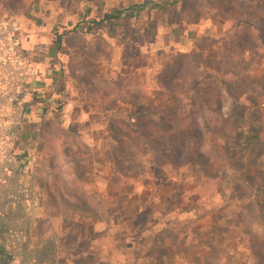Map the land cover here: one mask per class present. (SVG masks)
Wrapping results in <instances>:
<instances>
[{
	"label": "rangeland",
	"instance_id": "obj_1",
	"mask_svg": "<svg viewBox=\"0 0 264 264\" xmlns=\"http://www.w3.org/2000/svg\"><path fill=\"white\" fill-rule=\"evenodd\" d=\"M95 88L117 100L99 107L114 143L84 192L91 168L60 118ZM187 204L227 242L167 215ZM222 254L264 264V0H0V264Z\"/></svg>",
	"mask_w": 264,
	"mask_h": 264
},
{
	"label": "crops",
	"instance_id": "obj_2",
	"mask_svg": "<svg viewBox=\"0 0 264 264\" xmlns=\"http://www.w3.org/2000/svg\"><path fill=\"white\" fill-rule=\"evenodd\" d=\"M111 71H114L113 69H109V74H108V83L110 86H112L114 89L116 88L115 84H114V79L112 78V74H110ZM80 87L84 89V84L81 83ZM86 93V92H85ZM85 93L82 92V98L80 97V101H78V103L74 104L72 103V101L69 102L68 100V104L64 105L65 107H63V112H61V120H62V125H66L64 126L66 131H68L69 133H73L75 135V141H76V147L77 148H81L82 150L85 151L84 154H82V156L80 157V164L84 165V168L86 170V167H90L91 168V173H87V178L86 179H79L78 182H80V186L82 187V189L84 190V192H88V190L86 189L85 183L90 185V186H95L97 187L101 182H105L107 181L106 178H100L99 176H97V174L99 173L98 169L99 167L104 166L106 164V162H101V163H96L95 161H93L92 157L93 155H95L96 153H98L99 150L102 149V147L104 146V144L106 143H114L112 139L109 138L110 135V124H109V120L111 119L110 117L112 116V112H110L109 108L106 107V109L102 112L99 111V107H101L103 104H110V103H115L117 100L113 99L114 94L111 93V91H104L101 88H95L94 93L92 95L89 96H85ZM125 97V96H124ZM119 101V100H118ZM99 120V121H98ZM64 129V128H63ZM57 139V140H55ZM52 140L54 141V144H56L59 140V138H52ZM57 141V142H56ZM88 152L90 153V156H88ZM88 157V158H87ZM99 192V193H98ZM97 193V197L100 201H102V199L105 197V193L98 191ZM75 195V194H74ZM73 195V196H74ZM133 195V190L127 192L125 194V197L127 196L128 198H131V196ZM119 196V195H118ZM59 197L61 199H66L65 197H67L66 194H59ZM76 197V196H75ZM116 197V195H115ZM124 197V199H125ZM142 198V197H141ZM111 199H116L114 197H111ZM221 201V198H220ZM103 202V201H102ZM139 202L141 204H137L134 206L133 211H135V213H138L140 211H142V208H144L145 206V202L144 205L142 204V201L139 200ZM224 202H220L219 204H223ZM102 205L104 203H101ZM189 207H187L186 210H182L181 212L178 210L179 208H176L174 211L172 212H167V215H171V217H175V218H171V219H175L176 221H180V222H185L188 223H194L196 225L202 224V228H205L206 232L205 235H211L208 237H211V239L216 240L218 239L219 241L221 240V242H227L225 235L226 234V230L223 231V233L220 234V238H218V236L214 233L211 234L212 230H215L214 227L213 229H211L210 227H207L206 223V218L207 215H204L201 212H198L197 209L191 208L190 204ZM70 208H75L76 210L80 211V212H85L88 213L87 211L83 210V207L80 208V206L78 205H70ZM127 206V204L125 205ZM219 208H221V210L223 211H227L228 206H219ZM179 211L176 212L175 211ZM77 211V212H78ZM209 212V211H208ZM201 214L203 215V217H201ZM198 215V217H197ZM227 214H225L224 216L222 214H217L216 215V221L215 223L217 224V226H223V221L227 220ZM130 219V218H129ZM202 219V220H200ZM173 221V220H172ZM113 223H115V221H113ZM92 228H98V223L94 222L91 224ZM172 225V224H171ZM212 225V224H211ZM227 226V225H226ZM172 228V226H171ZM171 228H168L171 230ZM174 229V228H172ZM110 230V229H109ZM235 232L240 231V234H237V238H234V242H238L240 240L241 234H242V230L241 228H239L238 226L235 227L234 229ZM189 231V229H188ZM210 233V234H209ZM183 235L186 233H182ZM180 233H177L176 236V242L175 244L172 243V241L170 242V245L174 244L176 245V247L179 245V237H180ZM192 236V235H191ZM193 238V237H192ZM192 240V239H191ZM199 245L202 244V241L197 240ZM192 242H195V240H192ZM163 244L167 245V238L165 237V239H162ZM194 245V243H192ZM228 256L230 257L233 253L231 252V250L227 251ZM227 256V257H228ZM227 257L226 255L222 254V256L214 257V258H201L203 261L200 262V264H205L206 262H209V264H214L217 262L221 263V264H227ZM166 255L163 258V261H165ZM210 259V261H208ZM211 262V263H210ZM194 264H198V262H195Z\"/></svg>",
	"mask_w": 264,
	"mask_h": 264
},
{
	"label": "trees",
	"instance_id": "obj_3",
	"mask_svg": "<svg viewBox=\"0 0 264 264\" xmlns=\"http://www.w3.org/2000/svg\"><path fill=\"white\" fill-rule=\"evenodd\" d=\"M118 12H122V10H118ZM117 16V14H111V15H106L105 17H106V19H112L113 17H116ZM87 31H89V30H87Z\"/></svg>",
	"mask_w": 264,
	"mask_h": 264
}]
</instances>
